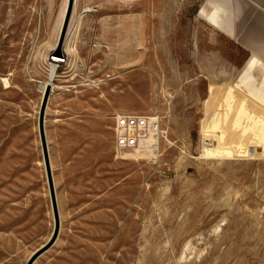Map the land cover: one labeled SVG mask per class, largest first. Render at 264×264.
Here are the masks:
<instances>
[{"label": "rangeland", "instance_id": "1", "mask_svg": "<svg viewBox=\"0 0 264 264\" xmlns=\"http://www.w3.org/2000/svg\"><path fill=\"white\" fill-rule=\"evenodd\" d=\"M68 4L0 0V264L55 228L38 119ZM228 5L74 1L45 116L61 225L33 264H264V50ZM120 111L162 117L156 163L116 152Z\"/></svg>", "mask_w": 264, "mask_h": 264}, {"label": "built area", "instance_id": "2", "mask_svg": "<svg viewBox=\"0 0 264 264\" xmlns=\"http://www.w3.org/2000/svg\"><path fill=\"white\" fill-rule=\"evenodd\" d=\"M62 57H65L64 54ZM112 131L115 150L119 155L146 150L150 153L148 159L154 163L160 158L162 140L170 141L167 131L162 128V117L158 114L117 112L113 116Z\"/></svg>", "mask_w": 264, "mask_h": 264}, {"label": "water", "instance_id": "3", "mask_svg": "<svg viewBox=\"0 0 264 264\" xmlns=\"http://www.w3.org/2000/svg\"><path fill=\"white\" fill-rule=\"evenodd\" d=\"M75 0H69L68 4V9H67V14L62 30V34L57 46V54L63 55V43L65 40V35L67 32V28L69 25V20L72 14L73 10V5H74ZM52 87L48 86L46 88V91L43 96V101L41 104V108L39 111V119H38V124H39V131H40V137L42 141V147H43V152H44V158H45V163H46V170H47V176H48V184H49V189H50V196L52 200V208L54 212V221H55V228L53 231V234L49 241L36 250L26 261L25 264H33L36 259L54 242V240L57 238L60 230V225H61V219H60V213H59V206H58V201H57V194H56V188H55V182H54V176H53V170H52V164H51V159H50V154H49V148H48V143H47V137H46V130H45V116H46V109L47 105L49 102V97L51 94Z\"/></svg>", "mask_w": 264, "mask_h": 264}, {"label": "crops", "instance_id": "4", "mask_svg": "<svg viewBox=\"0 0 264 264\" xmlns=\"http://www.w3.org/2000/svg\"><path fill=\"white\" fill-rule=\"evenodd\" d=\"M261 0H228L227 24L234 34L238 15H244L248 10L250 14V26L238 38L239 43L251 52L252 50H264V6ZM235 36V34H234Z\"/></svg>", "mask_w": 264, "mask_h": 264}, {"label": "bare ground", "instance_id": "5", "mask_svg": "<svg viewBox=\"0 0 264 264\" xmlns=\"http://www.w3.org/2000/svg\"><path fill=\"white\" fill-rule=\"evenodd\" d=\"M62 53L64 54V56L68 55L69 50L66 49V50L62 51ZM61 57H62V55H59V54H52L50 56V58H49V65H50L49 80L45 84H43V86L41 88V89H43V91H46V88L48 86H51V87L53 86L52 83L55 79L58 66H60L63 63V60H61ZM52 90H53V87H52ZM52 90H51V92H52ZM205 141H209V140L205 139ZM214 147H216V146H214ZM214 147H213V144H210V142L204 144V148H205L204 150H206L207 152L213 151ZM216 149H217V147H216ZM138 151H142V150H138ZM139 155H142V152H139Z\"/></svg>", "mask_w": 264, "mask_h": 264}]
</instances>
